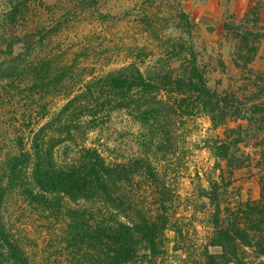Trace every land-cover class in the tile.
<instances>
[{
  "label": "trees",
  "instance_id": "obj_1",
  "mask_svg": "<svg viewBox=\"0 0 264 264\" xmlns=\"http://www.w3.org/2000/svg\"><path fill=\"white\" fill-rule=\"evenodd\" d=\"M182 2L0 1V264H137L143 251L157 257L167 225L177 221L168 209L179 206L173 195L169 207L160 200L156 217L147 213L145 192L163 184L158 158L173 144L174 122L203 117L213 131L228 121L248 122L249 130L233 131L232 142L208 135L217 171L240 163L239 147L264 134L263 104L246 108L235 95L208 87ZM227 30L241 28L228 24ZM139 32L151 46L138 43ZM238 39L247 44L238 59L251 61L250 39L263 38ZM122 51V67L96 76L102 61ZM118 120L138 131L143 148L129 162L86 147L91 133ZM220 190L213 183L206 191L217 210ZM66 200L83 204L82 211L66 210ZM96 208L130 222L116 230L92 214ZM245 217L247 227L239 219L217 226L211 248L223 255L207 252L205 264H222L229 254L241 264L242 249L264 257V208Z\"/></svg>",
  "mask_w": 264,
  "mask_h": 264
},
{
  "label": "rangeland",
  "instance_id": "obj_2",
  "mask_svg": "<svg viewBox=\"0 0 264 264\" xmlns=\"http://www.w3.org/2000/svg\"><path fill=\"white\" fill-rule=\"evenodd\" d=\"M182 11L195 28L194 48L199 55L200 66L207 72L208 87L222 96L235 95L246 108L255 102L264 105V0H183ZM228 24L241 30L230 32L227 30ZM245 33L263 38L261 42L250 39L251 61L247 58L240 61L237 55L247 46L238 39ZM145 34L139 32L136 40L142 46H151ZM121 37L124 40V34ZM121 54L123 56L120 58L102 61L96 68V76L122 67L123 63L118 60L125 62L126 58L124 51ZM151 58L149 56L145 60L147 65L151 63ZM240 123L228 121L218 131H213L210 130L211 121L203 117L194 120L178 118L174 122L170 131L173 144L169 146L167 155L158 158L163 184L146 189L145 206H150L147 213L152 211L156 216L160 200L169 207L173 195L179 209L168 210H173L169 214L173 217L177 215V221L173 225L168 224L164 231L163 253L152 257L153 253L143 251L137 257V264H149L152 258L158 263L164 259L163 264H205L207 252L215 257L223 255L221 249L211 248L217 226L220 230L231 220L239 219L240 227H247L245 216L248 212L264 208V134L259 133L260 136L258 134V137L239 147L240 163H236L232 169L228 164H223L221 171L215 170L216 162L210 153L208 135L211 131L223 140L231 138L232 142L235 137L233 131L240 126L242 130L250 129L248 122ZM114 124L102 129L101 134L91 133L87 137L86 147H95L105 158L116 162L124 158L129 162L141 156L143 148L138 131L134 135L128 122L118 120ZM213 183L221 188L219 210L212 205L206 192L212 189ZM164 193L167 195L163 196ZM66 202L64 208L68 211L81 212L83 209L79 206L83 204ZM92 214L97 219L111 222L116 230L121 224L130 222L112 209L96 208ZM216 214H220L218 222ZM231 258L230 254L229 257L224 256L222 264H238ZM238 261L241 264H264V257L251 249H242Z\"/></svg>",
  "mask_w": 264,
  "mask_h": 264
}]
</instances>
